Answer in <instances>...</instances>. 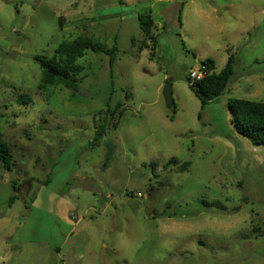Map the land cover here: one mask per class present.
Masks as SVG:
<instances>
[{
    "label": "rangeland",
    "instance_id": "rangeland-1",
    "mask_svg": "<svg viewBox=\"0 0 264 264\" xmlns=\"http://www.w3.org/2000/svg\"><path fill=\"white\" fill-rule=\"evenodd\" d=\"M215 2L233 3L238 24L205 26L190 42L178 5L153 30L150 56L137 20L146 0H0V142L12 155L10 170L0 160V264H264V148L235 130L227 107L244 99L225 93L201 109L186 82L229 33L234 77L250 71L264 56V0ZM85 17L100 25L93 43L116 46L114 66L87 52L77 92L40 88L36 57L86 37Z\"/></svg>",
    "mask_w": 264,
    "mask_h": 264
},
{
    "label": "trees",
    "instance_id": "trees-1",
    "mask_svg": "<svg viewBox=\"0 0 264 264\" xmlns=\"http://www.w3.org/2000/svg\"><path fill=\"white\" fill-rule=\"evenodd\" d=\"M137 20L139 29L143 35L140 49L153 51V46H151V49L149 44H147L149 42L155 46V37L153 36L155 26L151 15H138ZM178 23L180 25V15H178ZM87 52L109 56V66L111 69L114 66V53L117 52L115 45L111 49L105 50L102 46L93 43L87 37L63 41L57 46L50 58L43 56L36 57L40 70V88L61 86L69 91L77 92L83 67L76 64V61L83 58ZM199 66L203 68L205 73L203 79L191 83L188 77H186V82L190 91L198 99L202 109L208 102L226 93L229 82L234 76V59L232 56H229L226 65L219 72L215 71L212 59L202 60ZM25 100L28 101V97L20 95L18 103L25 104ZM118 107L119 104L115 106L114 110H117ZM227 107L231 116V124L235 130L247 138L254 146L264 148V101L230 99L227 102ZM113 112H111V115L114 114ZM104 136L105 126L99 125L93 137V144L97 143ZM0 160L3 167L10 170L12 155L9 145L4 141L0 142ZM169 163L176 164L173 160L169 161ZM188 167L189 163H184L180 165L179 169L183 172ZM16 191L17 188L13 185L12 192ZM15 196V194L11 195V203L16 199Z\"/></svg>",
    "mask_w": 264,
    "mask_h": 264
},
{
    "label": "crops",
    "instance_id": "crops-1",
    "mask_svg": "<svg viewBox=\"0 0 264 264\" xmlns=\"http://www.w3.org/2000/svg\"><path fill=\"white\" fill-rule=\"evenodd\" d=\"M128 1H139V0H124V2ZM143 1V0H141ZM145 1V0H144ZM146 2H149V6L147 9H145L147 12L144 14H150L153 22H154V31L156 30V33L159 29H163L164 27V17L168 13H172V10L178 7L180 5L181 8L178 10V15H180V25H179V31L181 32L182 36H185V38L192 42L197 36L200 37V31L203 27L208 26L211 28V30H215L218 32V34H222L225 29H228L230 27H234L235 24H238V13H235L234 11V5L233 3H217L215 0H146ZM82 7L84 5H81ZM160 6V10L156 12V14H153V7ZM73 9H78L80 7L79 4L73 3L70 5ZM86 8H89L86 4ZM90 9V8H89ZM81 13L78 12V15H81ZM137 15H140L137 13ZM138 17V16H137ZM84 31L86 32V37L90 38L95 33V26L99 27L100 25L95 22L93 17H85L84 18ZM251 23V22H250ZM250 27L255 26L250 25ZM83 24V22H82ZM158 26V27H157ZM228 35V43L216 46L213 51V54H209L211 56H199L198 64L205 59H212L214 62L215 71L219 72L227 63V60L229 56H232L234 59V76H235V68L237 66V62H239L238 57V46H235L233 44H230V41L232 40L233 35L231 33ZM90 36V37H89ZM155 39H157V36L154 35ZM222 39H225L223 37ZM183 40V39H182ZM227 41V40H226ZM252 40L249 41V43ZM183 43V41H182ZM234 47H237V49H234ZM157 48V46H156ZM155 48V51H156ZM219 53L223 55L220 62H217V59H219ZM155 55V52H154ZM151 56V51H150ZM209 57V58H206ZM264 57L263 55H259L256 59H251L249 63L247 64L248 68L250 69L247 73H242L238 77H234L230 80L228 89L226 91V94L228 96L232 93H235L238 96V98H242L244 100L248 101H254L251 100L253 97L255 99L258 97L256 96L262 88H264V60H259ZM192 68V67H190ZM189 68V69H190ZM235 78V79H234ZM226 95V96H227ZM224 96V95H222ZM222 96L218 97L216 100H220ZM235 96H230V99H235ZM224 98V97H223ZM228 99V98H227ZM228 99V100H230ZM239 100V99H237ZM1 168V166H0ZM4 168V167H3ZM5 169V168H4ZM11 181L9 180L7 184L11 186ZM22 184V182H20ZM19 183H17L18 185ZM15 185V186H17ZM11 197V196H10ZM10 197L8 199V209L12 208V204L14 202H10ZM6 211L0 212V223L6 219ZM16 223V222H15ZM18 224V222H17ZM12 225L8 229H12ZM13 232H9L6 230L5 227H3L2 235H9L11 236Z\"/></svg>",
    "mask_w": 264,
    "mask_h": 264
},
{
    "label": "built area",
    "instance_id": "built-area-1",
    "mask_svg": "<svg viewBox=\"0 0 264 264\" xmlns=\"http://www.w3.org/2000/svg\"><path fill=\"white\" fill-rule=\"evenodd\" d=\"M204 75L205 73L203 71V68L199 65L196 68L190 69L187 73V77L191 83L200 81L201 79H203ZM136 197H141V195L137 193Z\"/></svg>",
    "mask_w": 264,
    "mask_h": 264
},
{
    "label": "water",
    "instance_id": "water-1",
    "mask_svg": "<svg viewBox=\"0 0 264 264\" xmlns=\"http://www.w3.org/2000/svg\"><path fill=\"white\" fill-rule=\"evenodd\" d=\"M163 97H164L166 107L168 109H173L174 102L172 98V88L170 85H165L163 89Z\"/></svg>",
    "mask_w": 264,
    "mask_h": 264
}]
</instances>
